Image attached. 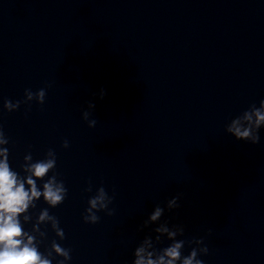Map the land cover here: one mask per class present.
<instances>
[{"label":"water","instance_id":"1","mask_svg":"<svg viewBox=\"0 0 264 264\" xmlns=\"http://www.w3.org/2000/svg\"><path fill=\"white\" fill-rule=\"evenodd\" d=\"M46 85L43 105L3 109ZM261 100L264 0H0L9 164L23 176L29 151L33 161L56 152L68 194L49 213L65 239L42 225L39 251L56 240L72 250L68 264H133L145 235H156L158 224L138 229L157 205L160 222L184 226L178 240L204 237L203 264H264V128L256 145L225 131ZM100 186L115 193V214L86 224ZM177 194L180 207L168 211ZM36 205L30 212L48 208L43 197ZM170 244L162 237L156 247Z\"/></svg>","mask_w":264,"mask_h":264},{"label":"clouds","instance_id":"2","mask_svg":"<svg viewBox=\"0 0 264 264\" xmlns=\"http://www.w3.org/2000/svg\"><path fill=\"white\" fill-rule=\"evenodd\" d=\"M47 87L50 85L36 92L25 89L23 100L13 102L5 99L3 109L11 113L17 111L21 104H26L30 111L32 101L43 105ZM105 95L106 91L101 89L99 99L102 100ZM88 109H95V104L89 102ZM90 115V111L83 112V119L87 121L89 128H92L95 127L97 120L89 119ZM261 128H264V100L259 102L258 107L252 104L247 110L233 118L225 131L237 140L256 145L260 142L259 130ZM8 144L9 137L0 125V264H52L56 257H62L56 261V264H68L72 258V250L62 247L56 240L51 241L50 247L45 252L39 251V246L47 237L46 230H41L42 225H50L56 237L61 241L65 239L64 230L59 226V219L49 213V208H56L63 204L68 194L64 181L58 179L56 152L49 149L43 159L33 161V156L29 151L24 156V163L20 165L24 173L21 176L10 167L9 149L5 147ZM62 147L67 149L69 142L64 140ZM50 172L51 176L48 175ZM37 181H41L42 184H38ZM85 191H93L91 183ZM41 197L48 208L41 209L38 214L30 212V209L36 208V202ZM114 198L115 193L110 196L103 186L98 187L95 194L88 199V207L82 217L84 223H98L100 216L97 213L99 212H104L108 216L114 215L115 209L109 207ZM180 199L181 194H177L168 200L167 210L179 208ZM164 213L165 208L157 205L138 229L142 231L150 225L158 224L152 229V232L156 234L154 238L151 234L145 235L135 248L133 264H203L198 257L209 253L204 237L178 240L177 237L185 233L184 226L177 224L169 227L167 220L160 222ZM28 223L32 224L30 231L24 229V224ZM162 237H166L171 244L158 249L156 245L162 243ZM185 244L195 245L187 256L182 255Z\"/></svg>","mask_w":264,"mask_h":264}]
</instances>
